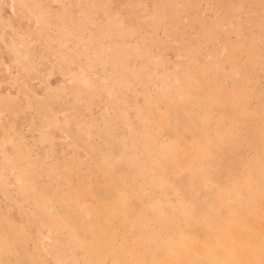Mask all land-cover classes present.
<instances>
[{
  "label": "rangeland",
  "instance_id": "374dc122",
  "mask_svg": "<svg viewBox=\"0 0 264 264\" xmlns=\"http://www.w3.org/2000/svg\"><path fill=\"white\" fill-rule=\"evenodd\" d=\"M0 264H264V0H0Z\"/></svg>",
  "mask_w": 264,
  "mask_h": 264
}]
</instances>
